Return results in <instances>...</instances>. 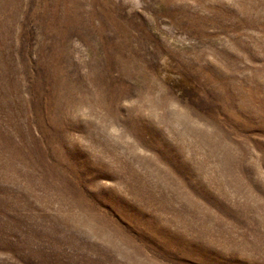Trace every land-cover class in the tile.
Wrapping results in <instances>:
<instances>
[{"label":"rangeland","instance_id":"obj_1","mask_svg":"<svg viewBox=\"0 0 264 264\" xmlns=\"http://www.w3.org/2000/svg\"><path fill=\"white\" fill-rule=\"evenodd\" d=\"M0 264H264V0H0Z\"/></svg>","mask_w":264,"mask_h":264}]
</instances>
